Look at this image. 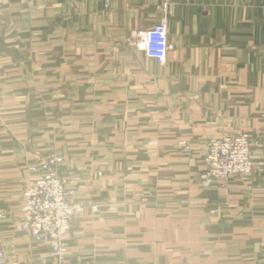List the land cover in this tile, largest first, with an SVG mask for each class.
<instances>
[{
	"label": "crops",
	"instance_id": "1",
	"mask_svg": "<svg viewBox=\"0 0 264 264\" xmlns=\"http://www.w3.org/2000/svg\"><path fill=\"white\" fill-rule=\"evenodd\" d=\"M165 61L129 44L162 16ZM264 159V0H0V243L50 264L21 228L30 167L61 154L77 197L65 264H264V174L205 180L209 137ZM190 146L188 153L184 145Z\"/></svg>",
	"mask_w": 264,
	"mask_h": 264
},
{
	"label": "built area",
	"instance_id": "2",
	"mask_svg": "<svg viewBox=\"0 0 264 264\" xmlns=\"http://www.w3.org/2000/svg\"><path fill=\"white\" fill-rule=\"evenodd\" d=\"M90 1L101 2L107 8L113 0ZM163 11L158 22L146 29L134 31L129 41L159 62L164 61L169 47L166 5H163ZM182 149L188 153L190 146L186 144ZM251 156L249 136L245 133L210 137L205 145L201 175L206 180L225 183L234 176L249 175L255 167L263 169L264 174V159L253 160ZM64 161L63 155L50 154L30 167L39 176L25 188L21 205V228L36 242L48 248L52 260L50 264H65L73 218L87 207L92 210L99 208L77 197V189L81 187L80 176L72 170L61 174L60 166ZM0 264H10L1 243Z\"/></svg>",
	"mask_w": 264,
	"mask_h": 264
},
{
	"label": "rangeland",
	"instance_id": "3",
	"mask_svg": "<svg viewBox=\"0 0 264 264\" xmlns=\"http://www.w3.org/2000/svg\"><path fill=\"white\" fill-rule=\"evenodd\" d=\"M78 1H89V2H93V1H90V0H78ZM99 3H101V2H99ZM101 4H102V3H101ZM163 5H166V4H163ZM163 5H162V7H161L162 12H164V11H163ZM109 6H110V5H109ZM166 13H167V11H165V14H166ZM162 16H163V13H162ZM162 16H161V17H162ZM161 17H160V19H161ZM166 18H167V17H166ZM160 19H159V20H160ZM159 20H158V21H159ZM158 21H157V22H158ZM154 24H155V23H154ZM154 24H153V25H154ZM151 26H152V25H151ZM151 26H150V27H151ZM147 28H148V27H147ZM138 30H140V29H138ZM135 31H136V30H135ZM167 33H168V32H167ZM130 38H131V35H130L128 41H130ZM131 39H132V38H131ZM129 44H130V42H129ZM168 44H169V43H168ZM130 45H131V44H130ZM131 46H132L133 48L137 49V50H141V51L144 52V50H143L142 48L134 47L133 44H132ZM168 48H169V47H168ZM144 54H145V52H144ZM145 55H146V54H145ZM146 56H147V55H146ZM147 57H148V56H147ZM150 58H151V57H150ZM154 59H155V58H154ZM157 61H158V60H157ZM164 61H165V59H164ZM164 61H163V62H164ZM158 62H159V61H158ZM163 62H159V63H163ZM245 134H246V133H245ZM247 135H248V134H247ZM222 136H223V135H222ZM248 136H249V135H248ZM215 137H220V136H215ZM209 138H210V137H209ZM209 138H208V139H209ZM208 139H207V140H208ZM249 140H250V138H249ZM250 148H251V144H250ZM182 150H183V149H182ZM251 150H252V149H251ZM185 153H186V152H185ZM53 154H54V153H53ZM48 155H50V154H48ZM251 158H252V156H251ZM203 164H204V160H203ZM200 177L203 178L201 174H200ZM234 177H235V176H234ZM203 179H204V178H203ZM205 180H206V179H205ZM212 181H213V180H212Z\"/></svg>",
	"mask_w": 264,
	"mask_h": 264
}]
</instances>
